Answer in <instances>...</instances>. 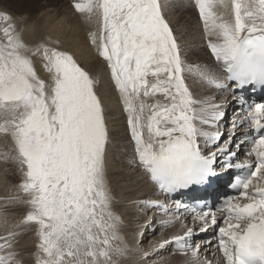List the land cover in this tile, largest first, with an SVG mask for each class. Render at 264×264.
<instances>
[{"label": "snow or ice", "instance_id": "snow-or-ice-1", "mask_svg": "<svg viewBox=\"0 0 264 264\" xmlns=\"http://www.w3.org/2000/svg\"><path fill=\"white\" fill-rule=\"evenodd\" d=\"M190 3L208 60L181 45L160 0L72 2L126 115L129 167L164 197L133 203L158 212L163 229L180 224L147 251L122 235L99 81L58 41H26L35 23L0 9V138L10 141L0 160L20 176L0 204V264H25L16 245L29 230L32 264H121L132 252L148 264L168 246L179 264H213L195 239L209 229L216 264H264V100L245 95L264 93V0ZM217 93L239 105L227 134V102ZM221 184L235 194L222 193L214 209L205 196H193L194 205L177 199ZM17 206L27 211L10 222Z\"/></svg>", "mask_w": 264, "mask_h": 264}, {"label": "bare ground", "instance_id": "bare-ground-1", "mask_svg": "<svg viewBox=\"0 0 264 264\" xmlns=\"http://www.w3.org/2000/svg\"><path fill=\"white\" fill-rule=\"evenodd\" d=\"M168 1L169 0H160L163 6L162 10L164 12L165 17L169 20L171 26L175 29L176 34H178L179 38H180V35L181 37H183L184 35H186L187 37H191V35L195 34V32H192L193 27L188 26V21H190V19H186V22H185L184 18H182L183 16L182 14L186 12L188 15H190V18L194 17L195 21L198 19V14L195 13L196 11L194 13L191 11L192 9L191 3L189 2L190 6L187 9L186 8L187 5L185 6L187 0H185V3H184V0H171L170 5L173 6V8L176 10V16H175L176 19H172L171 13L165 14V12L169 8V7H166L165 5L168 3ZM0 9L8 11L5 7H2ZM47 11L46 13L44 11L43 14L40 13V17H37L36 19H28L26 17L19 16L16 12H12V11H8V12L11 13L13 17L24 19L26 24H31L33 22L35 23L36 25L35 31L29 30L25 32L24 39L26 41H29L31 43L41 41V40H51L53 42L58 41L59 48L61 50L70 52L74 56V58H76L77 61L80 62L82 66L89 69L90 72L99 81V84H98L99 93L101 95V98L105 100V103L109 108L108 123H109L110 133L113 139V143L109 146V175L112 180L113 186L116 189L115 210L117 211L118 214L121 215L123 219L122 235L128 240L130 247L135 248L139 246L144 251H147L150 249V247L154 243H159L164 238H169L173 234L179 233L181 231L180 224L177 222L175 225L179 224V226L171 230H168L167 233L164 232L161 234L153 235L158 229V227L155 226L156 225L155 218L159 219L160 214L158 212L150 211L149 212L150 215L144 217L143 214L146 212V209L138 208L133 203V201H136V200H142V199H148V198L164 199V197L154 196L153 193L155 192V188L151 184L145 183L141 173L138 170H135L129 167V164L131 162L132 147L128 143V138L126 134L124 133L125 131H123V133L120 134L121 130L120 129L116 130L115 129L116 126L113 125V124L117 125L121 119L125 118V120H123L124 121L123 128L126 129V115L122 112V105H120L118 102V93H116L114 86L109 81V73L106 68L105 62L100 57L98 59L97 57L94 56V54L96 53L95 52L96 49L91 46L88 40V32L91 26L88 25L84 21V18L80 15L81 16L80 19L84 22V24L82 22H80V24L81 23L83 24L82 27L85 28L86 35H83L82 33H80L82 29H80L79 34H78L75 31L76 29L74 28L71 30L72 31L74 30L73 32H75L76 34H74L73 36L74 38H72L71 37V35L73 34L72 33L70 35L71 39L69 40L68 39L69 34L67 32V30L70 29V25L68 26L71 20L69 19V16L63 15L61 19H58L57 16L59 14L57 12H54V14H52V12L49 13V11L48 12ZM70 17L73 19L72 15ZM198 23L196 22V30L194 29L195 31H198V38H193V37L187 38V41H185V43L182 41L183 44L181 45L183 46L186 44H191L193 52L196 53V58L202 60L201 58L205 56L203 54L204 52H206V49L201 47V45L203 44V32H202V25ZM78 24H79V21H78ZM179 26L183 27L184 30H180L178 28ZM68 27L69 29H67ZM77 39H79L78 41L80 43L77 42ZM203 60H207V59H203ZM216 95L219 96V99L225 100L227 102V106L225 109L227 112V115L232 114L231 119L228 121L225 120L221 128V131L227 134L228 126L231 123V120L234 114L239 111V105L237 101L234 100L230 94L220 95L217 93ZM245 95L250 97L249 102H251L252 100L257 101V102L264 100V97L253 98L252 93H246ZM229 99L231 100L229 101ZM117 135L121 137L120 139L121 144H118V145L115 144L116 139L114 138ZM1 141L2 142L0 146H2L3 139ZM9 143L10 141H8L6 147H8ZM0 150L2 149L0 148ZM4 150H6L5 147H4ZM243 158H244L243 155H241V159ZM14 167L16 166L14 165ZM15 173H17V171ZM15 173L12 175H15ZM9 175H11V173ZM0 177L2 178V176ZM6 177L4 176L3 179L1 180L4 181V178ZM16 177L19 178V175ZM12 179L13 178H11V180ZM11 180L10 182H12ZM0 184L2 185L1 182ZM3 186L2 188H0V192L2 193L4 192L3 193L4 195L2 196L1 199L7 197L10 191H15V185L13 187L9 185L11 187L8 186L7 189H4ZM229 191L233 192V190H230L229 187L225 188L223 184H221V186L214 191L190 193L189 195L184 196V201L182 202L194 205L196 201L193 199V196H205L207 197V200L205 202L206 205H211L212 207H214V205L216 206L221 202V199L224 198V195H234L235 194L234 192L227 194L226 192H229ZM222 193L224 195H222ZM179 197H182V196H179ZM169 202L171 205V201ZM171 207L174 210V205H171ZM26 211H27V208L24 206H17L15 208H11L9 210L8 216H11L12 219H10L9 221L10 222L18 221L19 219L23 217ZM10 213H13V214L10 215ZM185 222L189 226H193L198 231L199 224L198 223L194 224L190 216L185 218ZM149 226H153V227L148 230ZM172 227H169V228H172ZM160 229L161 230L163 229L161 228V225H160ZM146 231H147V234H146ZM2 232L0 235L5 234V231H2ZM27 232L28 233L26 234L24 233L23 235H31V236H29L28 238L21 239L19 243H17L16 248L21 253L20 258L25 261V264H32V261H33L32 253L35 250L34 246H35L36 241H35L34 232L32 230H29ZM214 234H215L214 230L209 229L206 233L200 234L197 237H195V239H196V242L200 243L201 245L202 256H207L208 259L213 260V264H216L214 262H216L218 259L222 260V257H220L219 254L216 257H213L211 255L212 251H214V248L212 247L215 244V241L212 240V237L214 236ZM204 235H206L205 239H203V241H200L201 240L200 238ZM209 241H211V243H209ZM170 252L171 251L164 253V250H161L159 253L153 254L151 259L148 261V264H179L175 260H169L168 255ZM159 254L161 255V258L159 260L154 259V256L156 255L158 256ZM138 256H139V253L132 252L129 254L128 259L121 261V264H143V262L139 260Z\"/></svg>", "mask_w": 264, "mask_h": 264}, {"label": "rangeland", "instance_id": "rangeland-1", "mask_svg": "<svg viewBox=\"0 0 264 264\" xmlns=\"http://www.w3.org/2000/svg\"><path fill=\"white\" fill-rule=\"evenodd\" d=\"M170 1L171 0H169L168 1V3L167 4H165L166 5V7H169L168 8V10L165 12V14H167V13H171V18L172 19H176L175 18V16H176V10L173 8V6H171L170 5ZM188 1V2H187ZM186 1V4H185V6H186V8L188 9V7L190 6L189 4V2H190V0H187ZM72 2H73V0H0V8H2V7H5L8 11H12V12H16L19 16H21V17H26V18H28V19H36L37 17H40V13H44V11H45V13H46V11L48 10L49 11V13L50 12H52V14H54V12H57L59 15L57 16L58 17V19H61L62 17H63V15H66V16H69V19H71L70 20V24H68V26L70 25V29H69V27L67 28V29H69V30H67V32H68V34H69V37H68V39L70 40L71 39V37L72 38H74L73 36H74V34H76L75 32H73L71 29H76L75 31L79 34V31H80V29H82L81 31H80V33H82L83 35H86V30H85V28L84 27H82L83 26V24H84V22L80 19L81 18V16H80V14H77L75 11H74V9L72 8ZM184 3H185V0H184ZM192 6V5H191ZM193 7L194 6H192V9H191V11L194 13L196 10H195V8L193 9ZM47 11V12H48ZM171 11V12H170ZM172 13H173V15H172ZM196 14H197V12H195ZM41 14V15H42ZM72 15V17H73V19L70 17ZM183 16H182V18H184V20H185V22H186V19H190V21H188V26L189 27H193V30L195 29L196 30V22L198 23V21H199V18L195 21V19H194V17L193 18H190V15H188L186 12H184L183 14H182ZM74 16H76V17H74ZM80 16V17H79ZM174 17V18H173ZM75 18H76V20H75ZM79 18V19H78ZM193 19V20H192ZM76 23H75V22ZM78 21H79V24H78ZM80 22H82L81 24H80ZM189 23H191V24H189ZM200 23V22H199ZM198 23V24H199ZM195 25V26H194ZM201 25V24H200ZM73 27V28H72ZM80 27V28H79ZM82 27V28H81ZM79 30H78V29ZM180 30H184V28L183 27H178ZM85 30V31H84ZM192 30V32H195V34H193V35H191V37H193V38H198V31H193ZM73 33V34H72ZM72 34V35H71ZM70 35H71V37H70ZM177 36H178V34H176ZM191 37H187L186 35H184L183 37H181V35H180V38H179V36H178V38H179V41H180V43L181 44H183V42L185 43V41H187V38H191ZM79 39H77V42L78 43H80L79 41H78ZM183 41V42H182ZM87 42V41H86ZM96 52V51H95ZM203 55H205V56H203L201 59L203 60V59H209V56L206 54V52H204V54ZM94 56L95 57H97L98 59H99V56L97 55V53H95L94 54ZM201 56V55H200ZM208 57V58H207ZM231 99H229V101H230ZM231 116H232V114H228L227 115V120L226 121H228V120H230L231 119ZM123 120H125V118H123V119H121L119 122H118V124L116 125V124H113L114 126H116V130H121L120 131V134H122L123 133V131H125V129L123 128ZM119 126V127H118ZM121 126V127H120ZM125 133V132H124ZM126 134V133H125ZM115 139H116V145H118V144H121V137L119 136V135H117V136H115L114 137ZM2 139L0 138V145H1V141ZM3 143H4V145H3ZM3 143H2V146H0V148L2 149V150H4V147H5V149L7 150V143H6V141H4L3 140ZM9 164V165H8ZM14 168H16V167H14V164H12V163H10V162H8V163H5L3 160L1 161L0 160V176H2V178L0 177V182L2 183V185L0 184V188H2V186H3V188L4 189H7V187L9 186V185H11L12 187L14 186V185H16V184H18L19 183V178H20V176H19V178L18 177H16V176H18L19 174L18 173H15L16 172V169H14ZM13 170V171H12ZM15 170V171H14ZM11 171V172H10ZM5 175H4V174ZM6 173H7V175H6ZM11 173V175L12 174H14L15 173V175H9ZM142 175V174H141ZM6 177V178H4V181H5V183H4V181H2L1 179H3V177ZM10 176V177H9ZM14 177H15V179H14ZM11 178H13L12 180H11ZM19 180H18V179ZM7 181H6V180ZM12 181V182H10V180ZM14 180V181H13ZM18 183H17V182ZM10 182V183H9ZM14 183V184H13ZM11 186H9V187H11ZM1 194H0V204H2L3 203V199H1L2 198V196L4 195L2 192H0ZM170 203V202H169ZM150 211L149 210H146V212L143 214L144 215V217L145 216H149L150 215V213H149ZM149 213V214H148ZM11 214H13V213H10V215ZM8 215H9V213H8ZM8 219L10 220V219H12V217L11 216H8ZM155 223H156V225L155 226H157L158 227V229H157V231L153 234V235H156V234H161V233H167V231L168 230H171V229H173V228H175V227H177V226H179V224H177V225H175L174 227H172V228H168V229H160V224H159V219H156L155 218ZM153 226H149L148 227V230L150 229V228H152ZM162 228V227H161ZM0 234H1V232L2 231H4V229L2 230V227H0ZM3 233V232H2ZM26 233H28V232H26ZM25 233V234H26ZM169 233V232H168ZM146 234H147V231H146ZM29 236H31V235H23V236H21L20 238H19V241L21 240V239H23V238H28ZM144 236H145V234H144ZM143 236V237H144ZM158 236H160V235H158ZM157 236V237H158ZM205 236L206 235H204V236H202L200 239V241H203V239H205ZM203 244V243H202ZM170 246H168V248L167 249H164V253H167V252H169L170 251ZM169 260H175L177 263H179L180 261H182L184 258L183 257H181V256H174V255H172L171 254V252L169 253ZM161 258V255L159 254L158 256L156 255V256H154V259H160ZM214 263H216V262H214Z\"/></svg>", "mask_w": 264, "mask_h": 264}]
</instances>
